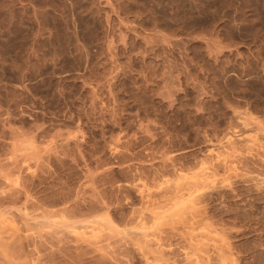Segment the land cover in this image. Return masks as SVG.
Segmentation results:
<instances>
[{
  "label": "rangeland",
  "instance_id": "obj_1",
  "mask_svg": "<svg viewBox=\"0 0 264 264\" xmlns=\"http://www.w3.org/2000/svg\"><path fill=\"white\" fill-rule=\"evenodd\" d=\"M0 32V161L9 157L10 163H3L8 171L14 163L10 170L20 165L23 194L30 191L27 194L35 198L29 204L41 202V208L44 205L48 208L43 209L51 211L61 201L77 200V210L81 211L77 216H83L70 222L78 227L84 221L80 226L85 228L78 227L77 233L99 235L98 243H104L109 257L99 252L80 255L79 251L76 257L72 250L61 251L63 244L58 247L52 235L49 246H31L33 251L25 247L24 262L145 264L136 246L127 248V240L128 245L124 244L123 237L141 244V238L138 236L137 242L139 238L133 236L136 230L131 214L136 215L140 208L146 212L144 217L153 213L146 207L147 213L142 202L149 205L154 200L145 202L143 193H157L163 180L170 181L181 168L183 173L198 168L203 160L212 167L204 165L205 170L214 169L216 174L212 179H216V189H210L212 192L199 201L203 220L211 222V227L202 220L191 226L192 230L184 221L183 228L184 219L172 213L177 201L171 204L175 206L171 212L164 209L166 201L155 200L154 210L160 213L164 209L168 215L165 221L172 213L181 222L169 220V224L158 223L159 227L155 223L156 229L152 225L153 234L157 233L165 246L164 259L157 263L187 264L184 252H190L193 245L207 248L203 250L208 251L213 264V246L224 238L236 261L229 264H264V159L254 156L257 143L249 146L253 152L246 146L249 143H236V153L231 154L234 149L229 152L224 147L226 134L233 137L234 133L236 138L245 127L254 130L252 134L257 133L258 124L264 128V0H0ZM262 132L256 136L264 135ZM260 142L264 144L261 140L257 145ZM29 144L35 148L32 153L26 151ZM214 146V160L223 156L235 161L230 170L216 168L219 166L211 156L208 160L207 150ZM183 147L190 149L188 156L173 161L175 165L165 158L168 162L163 166V155L168 157ZM160 172L164 178L158 176ZM193 172L191 175L198 173ZM203 179L204 185L210 186L211 179ZM23 202L10 207L14 214L16 208L23 211ZM179 205L177 209L184 206ZM25 207L24 212L31 213L32 209ZM15 217L17 227L24 225L21 235L26 237L35 230ZM55 221L53 228L63 227H57ZM87 221H97L92 224L95 228L98 223V227L105 225L95 231L86 228L91 226ZM108 221L113 228L106 227ZM150 221L145 222L150 223L145 225L147 229ZM127 229L132 233L122 234ZM202 232L211 235L205 237ZM212 235L219 237L218 241ZM121 236L124 241L118 240ZM190 236L192 241L205 239L189 242ZM51 245L59 250H52ZM50 251L66 255L51 259ZM0 264H5L2 259ZM148 264H156V260Z\"/></svg>",
  "mask_w": 264,
  "mask_h": 264
},
{
  "label": "bare ground",
  "instance_id": "obj_2",
  "mask_svg": "<svg viewBox=\"0 0 264 264\" xmlns=\"http://www.w3.org/2000/svg\"><path fill=\"white\" fill-rule=\"evenodd\" d=\"M3 10H5V9H3ZM8 20V19H7ZM6 22V21H5ZM6 25V24H5ZM4 27V26H3ZM2 31V30H1ZM5 33V32H4ZM0 35H1V32H0ZM2 36H3V34H2ZM0 39H2V38H0ZM3 119L5 118L4 116L2 117ZM253 119V118H252ZM254 120V119H253ZM244 122V121H243ZM4 123H5V121H4ZM259 123H261V122H259ZM243 125H244V123H242ZM241 124V125H242ZM3 125V124H2ZM6 125V124H5ZM5 125H3L4 127H5ZM242 125V126H243ZM245 125H247V124H245ZM257 126H260L261 128H262V126L261 125H257ZM256 126V127H257ZM3 127V128H4ZM243 127H245V126H243ZM249 127V126H248ZM254 127H255V125H254ZM260 127H258L256 130V134L257 135H259V133L260 132H262L261 130H264V128H260ZM3 128H2V130H3ZM240 128H242V127H240ZM253 129V128H252ZM259 129H261L260 131H259ZM241 131H242V133H240L241 135L240 136H238V137H236V138H234V133H233V137L230 135V134H226V135H224V147L225 148H227L226 150L227 151H229L230 149H234V151H229L230 152V154L232 153V152H234V153H236V147L234 146L236 143L237 144H239V143H243V144H245V143H249V145H246V146H248V148H249V151L250 152H253V151H251V149H253V145L255 146V144L257 143L258 144V141H261V140H264V138H258V139H261V140H258L257 141V137H261V136H264V135H261V136H256V134H252L253 133V131L251 130V128L250 129H248L247 127H245L244 129H241ZM258 131H259V133H258ZM5 132V131H4ZM262 133H264V132H262ZM261 133V134H262ZM15 134V133H14ZM223 134H225V133H223ZM232 134V133H231ZM3 135V134H2ZM19 135V134H18ZM5 137V136H4ZM3 138V137H2ZM6 138V137H5ZM13 139V138H12ZM15 139V138H14ZM6 140H4V142H5ZM3 142V143H4ZM250 142H252V143H250ZM261 143V144H260ZM259 143V145H257L256 144V149L257 150H255V152H254V156L255 157H257V158H259V160H261V159H264V158H261V156H264V151H262V150H264V148H262V147H264V144H262V142H260ZM5 144H7L6 146H8V143H7V141H6V143ZM243 144H240V145H243ZM14 145V144H13ZM22 145V144H21ZM250 145H252L251 147L252 148H250L249 146ZM258 146V147H257ZM223 147V148H224ZM243 147H245V146H243ZM17 148V147H16ZM26 151H28V152H31L32 153V151H34L35 150V148H34V146L32 145V144H29V145H27L26 147ZM24 148V149H25ZM182 148V147H181ZM213 148H216L215 146L214 147H211V148H209L207 151V156H209V158H208V160H210V156L212 155L211 153H213ZM224 148V149H225ZM245 148H247V147H245ZM19 149V148H18ZM21 149V148H20ZM192 149V148H191ZM212 149V150H211ZM217 149V148H216ZM229 149V150H228ZM259 149V150H258ZM262 149V150H261ZM16 150V149H15ZM176 150V149H175ZM215 150V149H214ZM227 151H226V153L225 154H227ZM245 151H247V150H245ZM190 149H189V151L186 149V148H184L183 147V149H178V150H176V151H174V152H170V154H169V156L167 157L166 155H168V154H165V156L163 155L161 158H162V160H163V158H164V160L162 161V162H164L165 161V158L169 161H171V163L173 162V161H175V160H178V161H180L178 158H180V157H186V155L188 156L190 153ZM234 153H233V155H234ZM1 154H3V153H1ZM0 154V156H2ZM5 155L7 154V153H4ZM222 154H224V153H222ZM33 155V154H32ZM218 155H221V154H218ZM233 155H231V156H233ZM7 156V155H6ZM35 156V155H34ZM215 156V155H214ZM227 156V155H226ZM217 157V156H216ZM219 157H221V158H215V160L213 159V157L211 156V158L213 159V161H215V164H217V166H219V167H216V168H220V167H223V168H228V170H230L231 169V167H230V165L231 166H233V164H234V160H232L231 159V161H230V159H228L227 157H225V158H227L228 160H226L225 158H222L223 156H219ZM230 157V156H229ZM254 157V158H255ZM2 158V157H1ZM5 158V156L2 158V159H4ZM8 158V160H6ZM160 158V159H161ZM252 158H253V155H252ZM153 159V158H152ZM160 159H158V160H160ZM185 159V158H184ZM148 160V159H147ZM166 160V161H167ZM181 160H182V158H181ZM6 161V163L8 162V161H10L9 160V157H6L5 158V160H4V162ZM128 161V160H127ZM145 161V160H144ZM153 161V160H152ZM155 161V160H154ZM161 161V160H160ZM165 161V162H166ZM167 161V162H168ZM206 161V160H205ZM234 161V162H233ZM1 163H0V259H2V261L5 263V264H22V262H23V264H27L28 262H26V260H25V262H24V260H23V253H24V250H26V248L25 247H29V248H31V250L33 251V246H34V249H35V246L36 247H38V246H43V245H45V244H48V242L50 241V239H52V237L53 236H55L54 238H56L57 239V243H59V245L58 244H55V243H53V242H55V241H53L52 243L53 244H55V246L56 245H58V247H61V245H62V247L60 248V249H62L61 251H63L64 249H65V251L67 250V251H69V252H71V250L73 251V252H75V255H76V252H77V255H78V251L80 252V255H84V253L85 252H94V254L95 253H100V255L101 256H103V255H106L107 257H108V252H106L105 251V249H104V243L102 244V245H100L98 242H99V240H100V237H99V235H97L98 237H95L96 236V234L94 235V234H91V236L90 237H88V235H87V233H86V236L84 235L85 233L83 232V236H82V232L80 231V232H78L77 233V231H76V229L79 227H81V228H85V226L83 227V226H80V225H83V223H85L84 221L82 222V223H80L79 224V226L77 227L76 225H74V223L72 224V221H77V219H79V218H81V217H78L77 215L79 214V212H81V211H79L78 212V210H77V206L79 205H77V200H76V202H74L75 200H74V198H73V200H72V197H71V200H69V201H61L56 207V209H53V207H51V205L49 206V207H51V211L49 210H45V209H43L44 207H46V206H44L43 205V208H41L42 206L41 205H39L40 203H35V204H29V203H31V202H28V201H30L33 197L31 196V198H30V195L29 194H27V193H29L30 191H28V192H25V194H23V185H24V183H23V176L22 175H20L21 174V169H19V166H18V169L16 168L15 169V167L13 168V170H10V168L12 169V166L14 165L15 166V163L12 165V166H10L9 167V171L6 169V164H3L4 162H2V161H0ZM12 162V161H11ZM15 162V161H14ZM132 162V161H131ZM161 162V163H162ZM164 162V165L163 166H165V163ZM177 162V161H176ZM202 162V163H201ZM203 160L202 161H200L199 163H201V164H199L198 165V168H196V167H191V168H193L192 170L194 171V169H197V170H195V171H197L198 173L200 172L201 174L200 175H198V176H201L202 175V177H201V180H200V178H198V176H197V178H195L196 176L195 175H197L198 173H196L195 171V175H191V173L193 172V171H191L190 169V171L191 172H189V170L185 173H183V171L181 172V170H184V169H178L179 170V172H176L175 174H174V172H175V169L173 170V174L175 175V177L173 176V174H172V177H174L173 179H170V181H168L169 180V178L168 179H166L165 181L167 182L166 184H165V181L163 182L162 181V183H164V185H162V187L160 186V188H161V190L159 189V191H158V188L156 189L157 190V193L155 192V193H152V191H149L148 192V190H146V195H144V193H143V195L142 196H144V197H146V199L145 198H143L144 199V201L146 202L147 200L150 202H152V200H156V201H160V202H162L163 201V203H164V201H166L165 203V205H164V209H166V211H168V210H172V208H174L175 206H177V207H175V209H176V212H178L177 210H179L180 212L179 213H177L176 214V212L175 211H173V210H175V209H173L171 212L172 213H175V215H177V217L179 218V216H180V218H183L184 220H181V222H183L182 223V226H183V228H185V222L187 223V225L189 226V227H186L188 230H192L193 228L191 227V226H193L194 224H196V223H199V222H201L203 219H205L204 217V213H203V211H202V209H200V207H199V201H200V199H203L206 195H208L209 193H211L210 192V189H212L213 187V189H216V185H217V183L215 184V182L216 181H214V180H216V179H214L213 181H212V179H213V177L216 175L215 173H213V170H209V171H207V170H205V166L204 165H206V162H204L205 164H203ZM8 163H10V162H8ZM129 163V162H128ZM148 163V162H147ZM182 163V162H181ZM180 163V164H181ZM185 163V162H184ZM212 163V162H211ZM211 163H209V164H211ZM17 164V163H16ZM132 164V163H131ZM168 164H170V162L168 163ZM172 164H174V163H172ZM183 164V163H182ZM182 164H181V166H182ZM195 164H197V163H195ZM194 164V166H196ZM213 165H215L214 163H212ZM9 165H11V164H9ZM18 165V164H17ZM17 165H16V167H17ZM129 165V164H128ZM146 165V164H145ZM159 165V164H158ZM157 165V166H158ZM161 165V164H160ZM160 165H159V168H161L160 167ZM167 165V164H166ZM175 165V164H174ZM185 165V164H184ZM136 167V165H133V167ZM138 166V165H137ZM162 166V165H161ZM169 166H171V164L169 165ZM177 167H180V165H176ZM175 166V167H176ZM207 168H211L212 169V167H208L209 165H208V163H207ZM210 166H212V165H210ZM216 166V165H215ZM215 166H213V167H215ZM121 167V166H120ZM124 167V166H123ZM132 167V166H131ZM130 167V168H131ZM153 167V166H152ZM166 167V166H165ZM172 167V166H171ZM176 167V168H177ZM183 168H184V166H182ZM20 168H22V167H20ZM141 168V167H140ZM155 168V167H154ZM163 168V167H162ZM162 168L160 169V171H162ZM174 168V167H173ZM230 168V169H229ZM134 169V168H133ZM152 169V168H151ZM144 170V169H143ZM156 170V169H155ZM147 171V170H146ZM149 171V170H148ZM157 171V170H156ZM166 171V170H165ZM170 171V170H169ZM176 171H177V169H176ZM185 171V170H184ZM210 171H212V173L210 172ZM154 172V171H153ZM157 172H159V170L157 171ZM193 172V173H194ZM206 172L208 173V172H210L209 174H206ZM214 172H215V170H214ZM148 173V172H147ZM169 173H171V172H169ZM190 173V175L189 176H187L188 174ZM144 174V173H143ZM155 174H157V173H155ZM163 173L162 172H160V175H159V173H158V176L160 177L161 175H162ZM215 174V175H214ZM151 175V174H150ZM167 175H168V173H167ZM167 175H164L165 176V178L167 177ZM209 175V176H208ZM211 175V176H210ZM214 175V176H213ZM170 176V175H169ZM152 177L154 178L155 176L154 175H152ZM171 177V176H170ZM209 177H211V178H209ZM152 178V180L153 181H155L154 179ZM161 178H164V177H162L161 176ZM161 178H158V179H161ZM195 178V179H194ZM203 178H208L207 179V181H209L210 179H211V181H209V182H207V183H209L210 184V186L207 184V186H205L204 184L206 183V180L203 182L202 180H204ZM171 180H174V181H172L171 182ZM199 182H198V181ZM157 181H159V180H157ZM171 182V183H170ZM200 182H202V183H200ZM212 182H214V184L212 183ZM222 182V181H221ZM220 182V183H221ZM213 186H212V185ZM221 185H222V183H221ZM220 185V186H221ZM27 186V185H26ZM25 186V187H26ZM25 187H24V189H25ZM124 187H125V185H124ZM206 189H209V190H206ZM26 191L28 190V188L27 189H25ZM139 190V189H138ZM137 190V192L139 193V195L141 194L140 192H141V189L138 191ZM143 191H145L144 189H143ZM209 191V192H208ZM58 192V191H57ZM151 192V193H150ZM208 193V194H205V193ZM27 194V195H26ZM217 194V193H216ZM29 195V196H28ZM138 195V196H139ZM222 195V194H221ZM220 195V196H221ZM56 196H57V194H56ZM59 196V195H58ZM219 196V195H218ZM28 197L30 198V199H28ZM35 198H33L32 200H34ZM38 199V198H37ZM76 199V198H75ZM22 200H24V204H26L27 205V208L29 207L30 209H32V211H31V213L29 212H24L25 211V209H26V205H24L23 204V206H24V208H23V211H21L22 209H19V208H16L15 210H16V213L17 214H14L13 213V208H10L11 206H13L14 207V205H16L17 203H19L20 201L22 202ZM40 200H41V198H40ZM63 200V199H62ZM139 200H141V195H140V198H139ZM179 200V201H178ZM36 201V200H35ZM37 201H39V199L37 200ZM70 201H73L72 203H69ZM141 201H143V200H141ZM141 201H139V202H141ZM154 201H153V204H154ZM175 201H177V204L175 205ZM34 202V201H33ZM148 202V203H149ZM169 202V204H170V206H172V205H175V206H172V207H169V204H167ZM175 202V203H174ZM178 202H179V204H181V207L184 205L185 206V208L183 209V207L182 208H179V209H177L180 205L178 204ZM182 202V203H181ZM54 203V202H53ZM56 203V202H55ZM54 203V204H55ZM158 203V202H157ZM184 203V204H183ZM20 204V203H19ZM18 204V205H19ZM44 204V203H43ZM142 204H143V207H144V205H146L145 206V209H146V207L148 208V210L150 209H152L153 210V213L150 211V213L152 214L151 215V217L149 216L150 215V213L147 211V209L145 210V211H147V213H149V215L148 214H146L145 215V217L146 216H149V218H147L146 217V219H145V221H144V215L143 214H145V213H143L142 211H144V210H140V209H142V208H140V206H139V210H136L137 212H136V215H135V213H133V214H131V216H130V220H134V222H132L133 223V225H134V227H133V229L134 230H136V231H133V236H137L136 238H141V240H140V238L137 240V242L139 241V243H141V244H139V245H137L135 242H133L132 241V239H134V238H129V237H123V238H125V241L123 240V238H122V236H121V238H119L118 240H120V239H122V240H120V241H124L125 243L124 244H126V240L128 241V244L130 243V245H128V244H126V245H128L127 246V248L128 247H130L131 245L133 246L134 245V247L136 246V252L138 251L139 253L138 254H140V257L142 256L143 257V259H144V261H145V264H148V263H150V261H152L153 262V260H156V264H158V263H160V261H161V263H162V259H164L162 256H163V251H164V245H163V243H161L160 242V238L158 237V235H156V234H153L154 232H152V231H154L153 230V228L155 227V229H156V227L159 225H164V224H166V223H170V222H172V223H175V221L177 220V221H179V219L177 218V217H175L174 216V218H173V215H172V213H171V215H172V219L174 220V222L173 221H171L172 219L170 218L171 217V215H170V217H168V222L167 221H165V219L167 220V218H165V217H167L166 216V214H165V210L163 209L162 211L161 210H159L160 211V213H162V214H160L159 212H158V210H154V208H156V207H154L153 208V204L152 203H149V205L151 204L152 206V208L150 207L149 208V205H147V203H145L144 204V202H142ZM142 204H140L141 205V207H142ZM155 204H156V202H155ZM172 204V205H171ZM183 204V205H182ZM22 205V204H21ZM179 205V206H178ZM48 206V205H47ZM54 206V205H53ZM17 207V206H16ZM28 208V209H29ZM48 207H46V209H47ZM168 208V209H167ZM12 209V210H11ZM29 209V210H30ZM12 212H11V211ZM27 210V209H26ZM52 210H54V211H52ZM34 211V212H33ZM36 211H38V213L36 212ZM163 211H165V212H163ZM15 212V211H14ZM141 212V213H140ZM156 212V213H155ZM158 212V213H157ZM14 215H13V214ZM52 213L54 214L53 216H52ZM59 213H61V214H63V216L62 217H60V219H58L59 217L58 216H60L61 214H59ZM143 213V214H142ZM13 216H12V215ZM57 214H59L58 216H56ZM66 215V217H65V215ZM128 214V213H127ZM11 215V216H10ZM81 215V214H80ZM133 215V216H132ZM165 215V216H164ZM14 216H17V217H15V218H18V216H19V220L21 221V220H25L28 224V226L30 225V226H32V230L33 229H35L32 233H30L29 232V234L30 235H26V237H25V233H24V236L23 235H21V228L24 226L23 224V226L22 225H20V227H17V224L15 223L16 221L14 220V218H12V217H14ZM54 216H56V217H54ZM128 216V215H127ZM52 217V218H51ZM56 219V221L58 222H56L55 221V223H57V227H59V225H63V227L62 228H53V227H55V225L56 224H54V218ZM63 217H65L66 218V220L68 221V222H66V220L64 219V222L61 220V218L63 219ZM75 217H78V218H75ZM74 219V220H72L71 222H70V220L71 219ZM150 218L152 219L151 221H150ZM170 218V219H169ZM207 218V217H206ZM76 219V220H75ZM121 219V218H120ZM127 219V218H126ZM128 219H129V217H128ZM127 219V220H128ZM147 219H149V221L150 222H152L151 223V225L150 226H148L150 229H151V227H152V225L154 224V227L151 229V232H150V229H147L146 227H145V225H148V224H150V223H148V224H146L145 222H146V220ZM50 220H53V221H50ZM59 220H61L60 221V223H59ZM169 220H170V222H169ZM15 221V222H14ZM17 221H18V219H17ZM19 221V222H20ZM22 222V223H24L25 225H26V222ZM163 221V222H162ZM185 221V222H184ZM204 221V220H203ZM207 221L208 220H205L204 221V223H202V224H206L207 223ZM14 224H16V226L15 225H13L12 223ZM90 221H87V223H86V225L89 223ZM97 221H95V222H93L92 223V221L90 222L91 223V226H92V228H91V226H89V224H88V227H86V228H89L90 227V229H93L94 228V230L95 231H97L98 229L97 228H101V227H103V225H105V223L103 224V223H100V225L101 224H103L101 227H98L99 226V223L97 224V228H95V225H92V224H94V223H96ZM109 222V221H108ZM128 222V221H127ZM137 223V224H134V223ZM142 222H144V223H142ZM166 222V223H165ZM180 222V221H179ZM178 222V223H179ZM180 222V223H181ZM125 223H126V220H125ZM130 223V222H129ZM155 223H156V225H155ZM162 223V224H161ZM164 223V224H163ZM177 223V222H176ZM108 224V225H107ZM113 225V223L112 222H109V223H106V227H112V225ZM131 224V223H130ZM143 224H144V226H143ZM26 225V226H27ZM53 225V226H52ZM136 225V226H135ZM210 225V226H209ZM19 226V225H18ZM22 226V227H21ZM25 226V227H26ZM27 226V228H29ZM158 226V227H159ZM203 226V225H202ZM202 226H200V227H202ZM206 226H209V227H211V222H209V224H206ZM206 226H203L202 227V229H206V228H208L209 230L208 231H210V228L209 227H206ZM113 228V227H112ZM23 229V228H22ZM51 229H53V230H51ZM97 229V230H96ZM133 229H131V231L133 230ZM201 229V230H202ZM19 230H20V232H19ZM27 230V229H26ZM25 230V231H26ZM29 230H30V228H29ZM129 229H127V233L125 234V231L126 230H124L123 231V233L122 232H120V233H122V234H124V235H127L128 233H132V232H130V231H128ZM207 230V229H206ZM213 230V229H212ZM23 231V230H22ZM28 231V230H27ZM31 231V230H30ZM95 231H92L91 232V230L89 231V232H91V233H93V232H95ZM203 231V230H202ZM205 231V230H204ZM199 232H201V231H199ZM198 232V233H199ZM206 232V231H205ZM205 232H202V235L203 236H205V237H208V235H209V237H210V235L211 234H203V233H205ZM211 232H213V231H211ZM80 233V234H79ZM134 233H135V235H134ZM197 233V234H198ZM215 233V232H214ZM213 233V234H214ZM23 234V233H22ZM90 234V233H89ZM118 234L119 233H117L116 234V237L118 236ZM196 234V235H197ZM220 234V233H219ZM218 234V235H219ZM53 235V236H52ZM93 235V236H92ZM123 235V236H124ZM130 235H132V234H130ZM52 236V237H51ZM82 236V237H81ZM129 236V235H128ZM132 236V237H133ZM139 236V237H138ZM192 237L194 236L193 234L191 235ZM191 236H190V238H189V240L191 239ZM199 236H201L200 234H199ZM198 236V237H199ZM214 235H212V237H213ZM49 237H51V238H49ZM119 237H120V235H119ZM194 237H196V236H194ZM221 237V236H220ZM222 237H223V235H222ZM23 238H25L24 240H23ZM98 238H99V240H98ZM200 238V237H199ZM218 239H219V237H217ZM195 239V238H194ZM202 238H200V239H195V240H201ZM205 238L203 237V240H204ZM209 239V238H208ZM213 239H216L215 237H213ZM218 239H216L217 241H218ZM52 240H54V239H52ZM194 240V241H195ZM203 240H201V241H199L200 243L203 241ZM224 238L221 240L220 239V242H216L217 243V245L214 247L213 246V248L214 249H212L213 250V253H214V263L213 264H229L230 262H236L235 261V259H234V261H233V255L231 254L232 252H230V248L228 247V245L226 244L227 242H224ZM192 241V239L189 241V242H191ZM194 241H192V242H194ZM210 241V240H209ZM204 242V241H203ZM206 242V241H205ZM50 243V242H49ZM51 243V244H52ZM60 243H61V245H60ZM101 243V242H100ZM107 243V242H106ZM123 243V242H122ZM134 243V244H133ZM197 242H195V244H196ZM213 243V242H212ZM216 243H213V244H216ZM52 244V245H53ZM99 244V245H98ZM199 244V243H198ZM197 244V245H198ZM212 244V245H213ZM50 246V248L53 250V248H56V250L58 249L59 250V248L58 247H53V246ZM107 245V244H106ZM105 245V246H106ZM108 245H109V243H108ZM107 245V246H108ZM126 245H124L125 247H126ZM202 245V244H201ZM32 246V247H31ZM45 246H49V244L48 245H45ZM106 246V247H107ZM110 246V245H109ZM131 246V247H132ZM134 247H132L133 249H135ZM28 248V249H29ZM47 248V247H46ZM68 248V249H67ZM109 249H110V247H108ZM132 248L130 249V250H132ZM193 245H192V247H190L189 248V250H190V252L188 251V250H186L185 251V248H183L184 249V257L183 258H185L186 260H188L187 262V264H210L209 263V257H208V255H207V252L208 251H206V250H203V249H207V248H198V247H196V248H193ZM30 250V251H31ZM38 250V249H37ZM49 249H47L46 251L47 252H49L48 251ZM57 250V251H58ZM106 250L108 251V249L106 248ZM194 250V251H193ZM200 250H201V252H200ZM39 251V250H38ZM57 251H50V254H52V257H50L51 259L53 258V255H55V253L57 252ZM61 251H59V252H61ZM67 251H66V253H67ZM192 251V252H191ZM36 252V251H35ZM34 252V253H35ZM40 252V251H39ZM38 252V253H39ZM55 252V253H54ZM198 252H200V253H198ZM205 253V254H203V253ZM44 253V252H43ZM54 253V254H53ZM58 253V252H57ZM62 253H64V252H62ZM62 253H59V255L60 254H62ZM110 253V252H109ZM131 253H133L132 251H131ZM135 253V252H134ZM182 253H183V250H182ZM30 254V253H29ZM32 254V253H31ZM40 254V253H39ZM49 254V255H50ZM65 254V253H64ZM128 254H129V252H128ZM202 254V255H201ZM28 255V254H27ZM47 255H48V253H47ZM56 255H58V254H56ZM55 255V256H56ZM58 255V256H59ZM66 255V254H65ZM69 256H70V254H68ZM77 255H76V257H77ZM93 255V254H92ZM126 255V254H125ZM131 255V254H130ZM130 255H127V256H130ZM191 255H194V258H192L191 257ZM29 256V255H28ZM37 256V255H36ZM63 256V255H62ZM72 256V255H71ZM94 256V255H93ZM96 256H97V254H96ZM110 256V255H109ZM22 257V258H21ZM31 257V256H30ZM48 257V258H49ZM65 257V256H64ZM133 257V256H132ZM20 258H21V260H22V262H21V260H20ZM25 258H26V256H25ZM33 258H35V257H33ZM57 258V257H56ZM109 258V257H108ZM130 258H131V256H130ZM190 258H192V259H190ZM39 259V258H38ZM37 259V260H38ZM42 259V258H41ZM72 259V258H71ZM75 259H77V258H75ZM79 259V258H78ZM80 259H81V256H80ZM79 259V260H80ZM132 260H134L133 258H131ZM141 259V258H140ZM166 259V258H165ZM185 259H184V262H185ZM49 260V259H48ZM126 260H127V258H126ZM142 260V259H141ZM150 260V261H149ZM34 261H35V259H34ZM54 261H55V258H54ZM159 261V262H158ZM164 261H166V260H163V262ZM52 262H53V260H52ZM79 262V261H78ZM77 262V263H78ZM143 262V261H142ZM158 262V263H157ZM33 263H35V262H33ZM50 263H51V261H50ZM29 264H31V262L29 263ZM38 264V263H37ZM78 264H81L80 262L78 263ZM127 264H130L128 261H127ZM163 264H166V262L165 263H163ZM168 264V263H167ZM232 264V263H231ZM234 264V263H233Z\"/></svg>",
  "mask_w": 264,
  "mask_h": 264
}]
</instances>
